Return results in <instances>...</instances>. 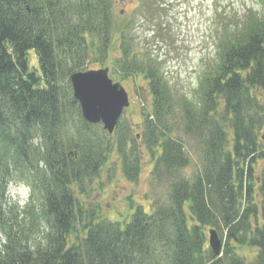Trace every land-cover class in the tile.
I'll list each match as a JSON object with an SVG mask.
<instances>
[{
  "label": "trees",
  "instance_id": "trees-1",
  "mask_svg": "<svg viewBox=\"0 0 264 264\" xmlns=\"http://www.w3.org/2000/svg\"><path fill=\"white\" fill-rule=\"evenodd\" d=\"M165 1L139 0L125 16L115 0H0V264H264V169L254 172L264 158V0L217 9L215 60L198 73L193 96L178 91L154 49L173 38ZM144 26L150 32L140 35ZM89 62L145 81L141 133L121 119L112 133L83 119L70 75ZM183 136L199 149L192 172ZM141 146L167 199L149 212L135 206L123 223L83 205L113 152L136 181ZM10 182L29 188L27 225L6 202ZM237 246L255 247L254 258Z\"/></svg>",
  "mask_w": 264,
  "mask_h": 264
},
{
  "label": "rangeland",
  "instance_id": "rangeland-1",
  "mask_svg": "<svg viewBox=\"0 0 264 264\" xmlns=\"http://www.w3.org/2000/svg\"><path fill=\"white\" fill-rule=\"evenodd\" d=\"M115 12L120 10L123 14H132L136 9L139 0H115ZM167 20L170 22L173 38L166 39L164 46L156 49L161 56L165 53L164 65L166 73L179 92L189 96L196 95V82L198 73L205 64L215 60L214 30L217 26L218 10L231 12L241 11L245 6H255L257 0H166ZM218 9V10H217ZM122 15V14H121ZM128 17V16H127ZM121 18V16H120ZM140 35L148 34L150 29L147 26L138 29ZM143 31V32H142ZM117 54V53H115ZM29 63L32 67H37V60L33 52H30ZM88 70L104 68L97 63L86 64ZM109 77L113 82H118L128 93L129 105L123 109L120 119L129 123L133 134L142 131V116L150 109L151 96L145 81L141 77L122 79L118 76ZM261 101L264 104V91L261 92ZM264 144V129L261 131ZM184 144L190 155L188 172L195 170L199 163V149L190 137L183 136ZM141 148H143L141 146ZM140 160V172L136 181H129L121 171V162L116 153L102 167L99 177L93 179L86 185V193L80 195L83 205H97L98 211L105 217L124 222L128 219L135 206L141 205L145 211L152 210V202L156 199L166 200L168 196V186L165 182L157 183L151 178L153 161L148 153L144 151ZM264 169V158L259 159L254 172L259 176ZM29 188L22 183L10 182L7 191V204L18 206V219H24L23 223L28 224V219L22 210L29 202ZM258 197V196H256ZM33 204L37 206L38 200ZM37 205H36V204ZM260 219L259 223H263ZM208 228L206 235L208 238ZM46 231L42 222H38L34 232L36 239H40ZM219 236V234H218ZM4 237L0 231V244ZM236 251L247 260H252L256 254L255 247L237 246Z\"/></svg>",
  "mask_w": 264,
  "mask_h": 264
},
{
  "label": "water",
  "instance_id": "water-1",
  "mask_svg": "<svg viewBox=\"0 0 264 264\" xmlns=\"http://www.w3.org/2000/svg\"><path fill=\"white\" fill-rule=\"evenodd\" d=\"M70 82L83 119L93 124L101 123L112 133L129 99L125 89L110 79L108 68L76 71L70 75ZM208 244L215 254L220 253L222 242L215 228L208 229Z\"/></svg>",
  "mask_w": 264,
  "mask_h": 264
}]
</instances>
